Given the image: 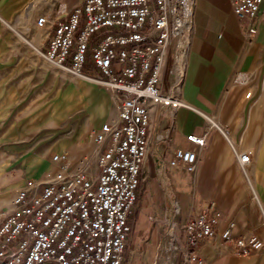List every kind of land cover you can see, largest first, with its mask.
Wrapping results in <instances>:
<instances>
[{"label": "built area", "instance_id": "built-area-1", "mask_svg": "<svg viewBox=\"0 0 264 264\" xmlns=\"http://www.w3.org/2000/svg\"><path fill=\"white\" fill-rule=\"evenodd\" d=\"M230 2L233 13L247 19L264 4ZM49 4L58 7L56 13H40L35 21L37 27L49 29L43 36L49 47L41 52L64 70L95 74L111 92L116 119L89 132L96 145L92 151L76 159L66 152L53 153L54 168L16 189L0 220V264H121L149 146L151 113L165 109L163 121L170 131L176 110L186 104L176 93L163 90L161 79L171 40L181 54L190 46L194 0H81L82 6L77 2L64 14L59 0ZM81 18L85 21L77 33ZM93 33L98 38L91 47L95 69L85 73ZM255 33L256 26L246 30L249 40ZM186 137L198 148L205 144V134ZM197 157L195 149L175 147L171 162L193 171ZM237 157L241 164L249 161L247 152H237ZM219 218L214 202L187 218L185 249L190 258L202 241L215 235ZM251 241L242 235L235 245L247 253Z\"/></svg>", "mask_w": 264, "mask_h": 264}, {"label": "crops", "instance_id": "crops-1", "mask_svg": "<svg viewBox=\"0 0 264 264\" xmlns=\"http://www.w3.org/2000/svg\"><path fill=\"white\" fill-rule=\"evenodd\" d=\"M49 1L0 0V22L13 29L10 22L18 14L26 16L37 3L41 13L53 15L58 7ZM59 2L64 14L78 0ZM252 25L256 33L249 40L246 30ZM48 31L44 28L43 36ZM161 86L186 104L176 110L170 131L163 121L165 109L154 108L151 113L149 146L121 264H171L173 254L168 253L176 245L184 249L178 255L180 264L213 262L223 247L236 248L241 234L252 236L264 225V4L247 19L233 13L230 0H194L190 46L181 54L171 40ZM189 133L205 134V144L195 146L186 137ZM95 147L93 142L79 144L67 154L76 159ZM175 147L197 150L193 171L172 164ZM240 151L249 154L245 164L238 160ZM50 158L39 178L54 168ZM251 190L258 205L251 201ZM210 202L220 212L216 233L202 241L192 259L185 249L184 224ZM230 221V236L225 237Z\"/></svg>", "mask_w": 264, "mask_h": 264}, {"label": "rangeland", "instance_id": "rangeland-1", "mask_svg": "<svg viewBox=\"0 0 264 264\" xmlns=\"http://www.w3.org/2000/svg\"><path fill=\"white\" fill-rule=\"evenodd\" d=\"M78 3L81 5V0ZM28 8L29 4L25 9ZM41 11L37 3L26 16L18 14L10 22L13 29L0 22V220L9 210L16 189L46 172L52 153H68L79 144L91 143L92 129L116 119L107 85L75 76L43 56L41 51L48 49L49 41L43 38L45 27L35 25ZM84 21L80 19L77 33ZM97 41L93 33L85 52L86 72L94 73L91 47ZM35 47H42L41 53ZM114 48L118 50L119 46ZM71 54L70 50L68 63ZM93 77L97 76L93 74ZM251 192V201L258 205ZM256 195L260 200L261 196ZM166 233L164 238L168 237ZM250 238L247 253H242L237 246L223 247L213 262L207 260L205 264H264V225ZM182 252L184 249L177 245L169 251L168 256L173 254L171 264L182 262L178 256Z\"/></svg>", "mask_w": 264, "mask_h": 264}, {"label": "bare ground", "instance_id": "bare-ground-1", "mask_svg": "<svg viewBox=\"0 0 264 264\" xmlns=\"http://www.w3.org/2000/svg\"><path fill=\"white\" fill-rule=\"evenodd\" d=\"M35 50H36L38 53H41L40 50H39L37 47H35ZM43 56H45V57H46L48 60H50L51 62L57 64V62L54 61V60H52L49 56L44 55V54H43ZM57 65L59 66V64H57ZM70 72H72L73 75L78 76V77H80V78H84V79H87V80H90V81H94V82L102 83V81H100L99 79L97 80V79H94V78H92V77H90V76H86V75L80 74V73L76 72L75 70H72V71L70 70Z\"/></svg>", "mask_w": 264, "mask_h": 264}, {"label": "trees", "instance_id": "trees-1", "mask_svg": "<svg viewBox=\"0 0 264 264\" xmlns=\"http://www.w3.org/2000/svg\"><path fill=\"white\" fill-rule=\"evenodd\" d=\"M83 72L88 73V72L84 71V69H83Z\"/></svg>", "mask_w": 264, "mask_h": 264}]
</instances>
